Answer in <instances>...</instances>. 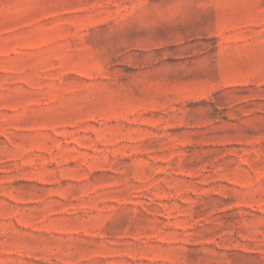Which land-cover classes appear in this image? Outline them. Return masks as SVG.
I'll return each instance as SVG.
<instances>
[{"label":"rangeland","instance_id":"374dc122","mask_svg":"<svg viewBox=\"0 0 264 264\" xmlns=\"http://www.w3.org/2000/svg\"><path fill=\"white\" fill-rule=\"evenodd\" d=\"M0 264H264V0H0Z\"/></svg>","mask_w":264,"mask_h":264}]
</instances>
